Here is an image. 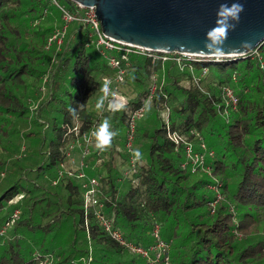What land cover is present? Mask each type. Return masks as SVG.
Here are the masks:
<instances>
[{
	"label": "trees",
	"instance_id": "16d2710c",
	"mask_svg": "<svg viewBox=\"0 0 264 264\" xmlns=\"http://www.w3.org/2000/svg\"><path fill=\"white\" fill-rule=\"evenodd\" d=\"M58 2L76 13L73 0ZM64 24L52 0H0V231L9 223L0 233V264H148L86 212L78 178L59 177L67 146L102 112L116 135L96 150L89 173H105L100 198L127 240L155 245L159 225L169 264H264V42L258 56L195 61L194 73L133 57L125 83L130 106L142 104L153 75L158 82L138 124L139 161L125 175L118 159L122 166L129 159L127 113L103 108V77L113 70L87 45L90 26L82 20L68 24L60 50L56 41L49 47ZM225 86L239 98L236 110L226 104ZM168 108L170 130L195 129L214 150L210 173L181 166L185 155L174 150L162 117ZM22 142L30 151L19 158Z\"/></svg>",
	"mask_w": 264,
	"mask_h": 264
},
{
	"label": "built area",
	"instance_id": "2783aa9c",
	"mask_svg": "<svg viewBox=\"0 0 264 264\" xmlns=\"http://www.w3.org/2000/svg\"><path fill=\"white\" fill-rule=\"evenodd\" d=\"M52 1L63 12L65 24L62 28H58L55 31L54 35L49 39V45L53 41H58L59 43L63 41V37L67 32L68 24L72 20H82L85 23H88L90 26L89 42L87 45H94L97 51L104 57L107 65H109V67L113 70L112 74L103 77L104 86L107 85L106 90L103 87V108L107 110L125 109L127 113L128 132L126 134L125 149L129 156L130 170L128 171L127 169L126 172L127 174H130V171H134V168L139 161V158L134 155V150H136L135 142L138 131V124L139 121L148 113V106L154 97L153 95L156 91L158 82L156 74L153 75L149 94L143 98L142 104L138 107L130 106L129 101L127 100L125 95H122L121 88H123V86L125 85L130 70L133 69V57L145 56L150 58L152 62L160 60L163 64L171 61L174 62L176 66H178L181 70L189 68L193 73V63L195 61H199L203 58L208 57L185 54L179 51L152 50L138 45L118 42L114 38L109 37L104 33L101 21L96 16L95 7L83 6L77 3L78 8L76 10V13H73L65 5H61L58 0ZM250 54H256V56L259 55L257 49L252 51ZM203 72H208L207 67H203L201 74ZM194 78L196 82H199L200 78L197 77V75ZM47 80L48 76L44 78V82H47ZM223 92L226 99V104L230 109L236 110L238 107L239 98L234 89L231 86H225ZM169 112V108L165 109L162 112V117L168 125L167 137L169 141L173 143L174 150L176 152L181 151L185 155L181 166L184 169H190L192 172H197L198 169H200L210 173L211 167L206 164V159L209 156L213 157L215 155L214 150L208 149L204 137L195 129L191 130L190 133L170 130ZM98 117V120L94 122V124L88 131L82 133V136L80 138L74 140L77 142L72 141L67 146L66 155L68 159L61 165V168L59 169V177L62 178L65 175H69L81 180L84 189V208L86 209V212L88 213L92 210L96 215L98 221L102 225L104 231L110 237L119 241L121 244L130 248L133 252H136L147 259L148 264H153L154 262H157L156 260H159L158 257H154V254H152L153 256L151 255L149 257V254H151V247L154 245L146 248L136 244L133 241L127 240L124 237L121 229L116 225L114 218L108 216L105 212L104 203L100 198L102 193L101 180L104 177V173L98 175H90L89 173V170L92 169L93 166L91 165V162L85 160V156H87L91 152L90 146L95 140L94 132L101 123L103 112L99 113ZM74 131L76 132V136L79 137V135L81 134L79 125H76L74 127ZM76 146L82 149V158L80 159V161H78V163L74 159L73 154V149ZM100 161L101 159L99 160V162ZM67 162H69V164L73 162L75 164V167L70 166V168H68L67 166H65V163ZM56 183L57 179L54 181V184ZM214 188V190L217 191V187L214 186ZM18 213L19 210H16L14 216H17ZM8 225L9 223H7V226H5L0 231V233H5ZM155 228L156 229L154 233L157 236L156 241L158 243L161 240L158 234L159 225H156ZM159 243H163V246L165 245V242L162 240ZM163 257L164 260H166L165 255ZM167 258L168 260H166V263L168 264L169 257Z\"/></svg>",
	"mask_w": 264,
	"mask_h": 264
},
{
	"label": "water",
	"instance_id": "95a60500",
	"mask_svg": "<svg viewBox=\"0 0 264 264\" xmlns=\"http://www.w3.org/2000/svg\"><path fill=\"white\" fill-rule=\"evenodd\" d=\"M73 1L96 8L107 36L152 50L231 58L264 42V0H239L243 11L227 26L219 12L232 0Z\"/></svg>",
	"mask_w": 264,
	"mask_h": 264
},
{
	"label": "rangeland",
	"instance_id": "374dc122",
	"mask_svg": "<svg viewBox=\"0 0 264 264\" xmlns=\"http://www.w3.org/2000/svg\"><path fill=\"white\" fill-rule=\"evenodd\" d=\"M54 43V42H53ZM50 44L49 45V47H52L54 44ZM62 43V42H61ZM61 43H59L58 41H56V48H58V50H60V47H61ZM257 54V53H256ZM98 56V55H97ZM201 74V73H200ZM207 75V72H203L202 74H201V76H200V78H204V76L205 75ZM204 75V76H203ZM197 77H198V75H197ZM48 82V81H47ZM183 82H184V84L185 85H187V86H189L190 84H192V82L190 81V79H184L183 80ZM194 82V84H198V82H196V81H193ZM45 84H46V82H45ZM126 85H124L123 86V88H121V91H122V95H125V97L127 98V100L129 101L130 99H131V94L126 90ZM42 90L43 91H45L46 90V88L45 87H43L42 88ZM102 97H103V95H102ZM40 101V99L39 100H37V102L36 103H34L33 101H32V103H31V105L34 107L33 109H35L37 106H38V102ZM109 110V109H108ZM111 111H115V110H111ZM149 114V112L147 113V115ZM147 115L146 116H144V119L145 118H147ZM100 125V124H99ZM98 128V127H97ZM73 142H77V141H73ZM125 147V146H124ZM76 149V150H75ZM98 149V147H97V145H96V140H94V142L92 143V145L90 146V150H91V152L87 155V156H85V160L86 161H89V162H91V164L92 163H94L93 162V160H95V152H96V150ZM74 151H73V154H74V159L77 161V163H78V161H80V159L82 158V149H80V148H78V146H76L74 149H73ZM30 151V146H29V143L28 142H22V144H21V152L19 153V155H18V157L19 158H21L22 157V155H24V154H26V153H28ZM99 155H100V153H99ZM101 159V161L99 162V160ZM103 161V158L102 157H100L99 156V159L97 160V162L98 163H101ZM118 167H120V169L122 170V171H124L125 172V175H129V174H127V169L129 168V166H130V163H129V159H127V161L126 162H123V166H122V164H120L119 165V163H121L122 161H121V159L119 158L118 159ZM93 165V164H92ZM65 166H67L68 168H70V166L71 167H75V164L72 162V163H70L69 164V162H67V163H65ZM73 169V168H72ZM93 169H94V167H93ZM90 175H92V174H90ZM104 175H105V173H104ZM1 177H4V174H0V178ZM81 181V180H80ZM211 187V189L214 191V192H217L218 193V191H215L214 189V185H211L210 186ZM219 195V198H222V195H221V193L219 192L218 193ZM161 241V240H160ZM159 241V242H160ZM157 243V241L156 242H154V243H152V244H156V245H154V246H152L151 247V252H153V254H154V257H158V259L159 260H156V261H160V260H163L164 262H165V260H164V255H165V258H166V260H168V254H167V243L165 242V245L163 246V243ZM165 252H166V254H165ZM151 256V254H149V257ZM169 264V263H168Z\"/></svg>",
	"mask_w": 264,
	"mask_h": 264
},
{
	"label": "clouds",
	"instance_id": "9594fccd",
	"mask_svg": "<svg viewBox=\"0 0 264 264\" xmlns=\"http://www.w3.org/2000/svg\"><path fill=\"white\" fill-rule=\"evenodd\" d=\"M244 5L239 2V0H232V3L230 5H225L221 8L219 12V16L224 18L226 23L225 26H227L228 23L231 22V20L239 19V13L243 11ZM234 26V25H233ZM104 89H107V85L104 86ZM102 106V101L97 103V107ZM73 111H75L73 109ZM94 135L96 137V145L98 148L103 149L105 146H107L111 142V138L116 135L115 131L110 130V123L108 119H104L98 128L95 130ZM134 155L136 157L140 156V152L138 149L134 150Z\"/></svg>",
	"mask_w": 264,
	"mask_h": 264
}]
</instances>
